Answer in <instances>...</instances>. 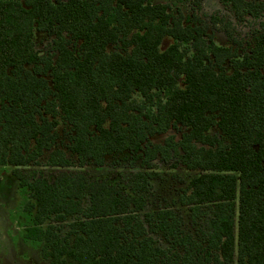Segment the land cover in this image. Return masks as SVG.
I'll return each instance as SVG.
<instances>
[{"label":"trees","instance_id":"trees-1","mask_svg":"<svg viewBox=\"0 0 264 264\" xmlns=\"http://www.w3.org/2000/svg\"><path fill=\"white\" fill-rule=\"evenodd\" d=\"M221 1L239 19L264 8ZM185 19L151 0H0V165L28 190L24 236L50 264H264V30L239 52ZM60 119L77 162L54 148ZM48 151L54 174H25ZM127 152L142 169L117 179L64 169ZM155 160L192 172L179 193L192 227L148 209Z\"/></svg>","mask_w":264,"mask_h":264},{"label":"rangeland","instance_id":"rangeland-1","mask_svg":"<svg viewBox=\"0 0 264 264\" xmlns=\"http://www.w3.org/2000/svg\"><path fill=\"white\" fill-rule=\"evenodd\" d=\"M154 3H168L170 11L177 13L179 10L185 16L186 21L195 19L206 21L210 27V33L219 45L234 46L239 52L248 49L253 43L258 32L264 30V8L259 9L252 15H247L239 19L234 12L231 4L221 0H151ZM264 3V0H255ZM51 38L42 32L35 33L36 48L42 52L51 49ZM172 39L167 37L163 41V48L167 47ZM114 47H110L113 49ZM182 86V79H180ZM152 103L147 104V110L152 108ZM57 130L59 136L54 148H60L67 152L68 156L77 162L76 157L72 156L67 149L71 137L72 129L64 120L60 119ZM182 130V129H180ZM180 130L170 129L161 135H154L151 140L155 143L164 142L170 135L180 136ZM212 133L216 129L211 130ZM50 155L46 152L42 157L40 165L31 166L24 172L32 174L34 171H42L52 176L58 167L45 165ZM154 171H160L162 179L154 182L151 192L148 194V209H156L159 206H173L182 215H185L186 227L189 225L188 211L179 202V193L186 186V182L192 172L183 166L176 169L168 168L163 162L154 161ZM74 171L82 170L92 176H109L114 179L120 178L122 174H128L142 169V160L130 152L107 156L105 163L101 166L93 161H88L83 166L76 163L75 166L64 168ZM26 188H22L19 180L13 174V166L0 165V264H50L42 257L41 249L43 242L27 239L25 234L26 227L30 224V214L25 211L29 194ZM64 225V224H63ZM64 231L67 228L62 227ZM154 236L164 246H169L165 238L154 233Z\"/></svg>","mask_w":264,"mask_h":264}]
</instances>
